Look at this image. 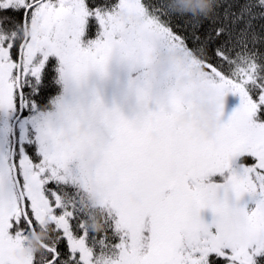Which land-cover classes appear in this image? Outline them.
Here are the masks:
<instances>
[{
	"label": "snow or ice",
	"instance_id": "1",
	"mask_svg": "<svg viewBox=\"0 0 264 264\" xmlns=\"http://www.w3.org/2000/svg\"><path fill=\"white\" fill-rule=\"evenodd\" d=\"M90 16L99 32L85 44ZM172 45L201 68L183 89L174 66H155ZM114 55L131 73V118L79 91ZM228 92L239 103L222 120ZM194 97L215 104L213 140L176 119ZM262 108L264 0H214L201 16L168 0H0V264H264ZM83 192L107 206L102 231L85 224ZM42 222L48 238L25 253Z\"/></svg>",
	"mask_w": 264,
	"mask_h": 264
},
{
	"label": "rangeland",
	"instance_id": "2",
	"mask_svg": "<svg viewBox=\"0 0 264 264\" xmlns=\"http://www.w3.org/2000/svg\"><path fill=\"white\" fill-rule=\"evenodd\" d=\"M96 23L91 36L87 35V27L85 25V30L81 37L83 43L86 44L89 39L95 38L98 34L99 24L97 19ZM32 31V27L27 26L25 28V35H31ZM155 66L158 69H167L170 66H174L177 74L172 79V83L180 89L187 87L201 71L199 64L192 60L188 50L179 45L158 49ZM130 74L127 64L119 56L114 55L109 60L107 74L102 77L95 71L90 72L87 79L79 85V91L85 95H89L94 89L101 97L105 106H117L126 117L131 118L135 114L136 100L127 87ZM158 79H163L161 74H158ZM238 103V95L231 92L226 93L223 98L221 119L226 120ZM153 106V103L150 101L149 107ZM176 119L182 123L191 125L196 134L204 139L213 140L216 136L219 117L217 116L214 102L207 98L194 97L189 104L176 113ZM85 127L86 124L80 125L81 129ZM148 135L156 138L160 135V129L152 127L148 130ZM128 199L131 203H139L143 200V193L135 190L131 191L128 194ZM81 204L83 207L87 204V228L93 232L102 231L105 223V212L107 211V206L104 204L102 197L96 193L83 192L81 193ZM201 214L205 218L211 215L207 209H203ZM22 250L25 253H29L28 242L25 240V237Z\"/></svg>",
	"mask_w": 264,
	"mask_h": 264
},
{
	"label": "trees",
	"instance_id": "3",
	"mask_svg": "<svg viewBox=\"0 0 264 264\" xmlns=\"http://www.w3.org/2000/svg\"><path fill=\"white\" fill-rule=\"evenodd\" d=\"M116 0H86V3L89 7H95L97 4H103L105 6H110L114 4ZM214 0H168V7L172 11L177 13H189L192 16H201L207 15L213 7ZM96 18L94 16H90L87 19L86 27H87V35L91 36L95 27H96ZM27 27V26H26ZM23 28V34L25 35V28ZM189 52V51H188ZM190 57L191 53L189 52ZM63 90L61 85H57L56 92L53 95L58 94ZM264 112V108L260 110ZM258 116L261 119H264V115L258 113ZM256 117H254L255 119ZM86 212L88 213V209ZM88 221V215L85 216V224ZM48 238V231L46 227V223H39L35 230H30L28 234L25 236V240L28 242L29 253L38 251L41 248L43 242ZM261 261H264V257H260Z\"/></svg>",
	"mask_w": 264,
	"mask_h": 264
},
{
	"label": "clouds",
	"instance_id": "4",
	"mask_svg": "<svg viewBox=\"0 0 264 264\" xmlns=\"http://www.w3.org/2000/svg\"><path fill=\"white\" fill-rule=\"evenodd\" d=\"M210 130V129H209Z\"/></svg>",
	"mask_w": 264,
	"mask_h": 264
}]
</instances>
